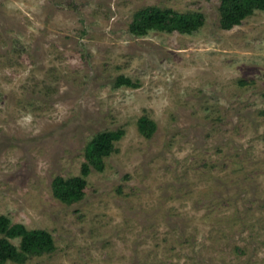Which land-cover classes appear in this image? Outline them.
<instances>
[{"label":"rangeland","instance_id":"obj_1","mask_svg":"<svg viewBox=\"0 0 264 264\" xmlns=\"http://www.w3.org/2000/svg\"><path fill=\"white\" fill-rule=\"evenodd\" d=\"M153 5L204 23L131 34ZM218 6L0 0V214L55 244L5 264H264V11L225 30ZM118 128L83 198L57 199L53 178L80 174L94 134Z\"/></svg>","mask_w":264,"mask_h":264},{"label":"trees","instance_id":"obj_2","mask_svg":"<svg viewBox=\"0 0 264 264\" xmlns=\"http://www.w3.org/2000/svg\"><path fill=\"white\" fill-rule=\"evenodd\" d=\"M220 27L229 30L239 25L243 19L255 10L264 11V0H219ZM204 15L198 11L179 12L169 7L145 6L133 13L128 30L141 36L151 30L166 32L191 33L202 26ZM116 84L132 85L126 77L119 76ZM139 132L150 137L155 130V123L146 116L137 122ZM123 130H104L97 132L86 144L85 161L81 164L80 174L70 177L56 175L52 180L53 195L60 201L71 204L83 198L86 177L91 168L102 170L104 157L114 150V142L119 140ZM18 238V245L11 239ZM55 249L53 236L45 229H28L22 223H11L10 219L0 214V264L7 261L24 263L35 255L50 253Z\"/></svg>","mask_w":264,"mask_h":264}]
</instances>
